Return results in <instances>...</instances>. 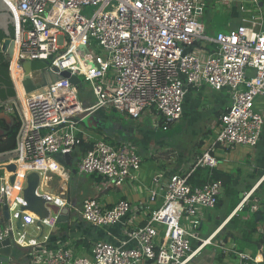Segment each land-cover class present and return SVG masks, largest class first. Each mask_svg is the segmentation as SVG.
<instances>
[{
    "label": "built area",
    "instance_id": "2783aa9c",
    "mask_svg": "<svg viewBox=\"0 0 264 264\" xmlns=\"http://www.w3.org/2000/svg\"><path fill=\"white\" fill-rule=\"evenodd\" d=\"M7 2L21 18L20 39L12 38L18 54L17 77L11 73V79L22 113L15 101L0 103V108L19 117L16 147L10 151L19 152L13 161L15 181L21 176L23 182L18 187L15 181L11 184L14 173L0 168V241L10 237L14 245L30 249L31 264H188L208 245L220 249L232 264H264V251L224 243L217 235L220 226L206 237L200 234L208 209L216 207L222 194L223 183L213 170L220 169L230 151L256 148L263 134L264 104L258 102L264 96L262 0H220L239 13L240 23L214 34L207 32L203 20L206 0ZM87 6H95L89 17L81 13ZM29 60H46L48 69L56 73L66 70L82 77L90 82L95 101L89 106L82 103L77 86L66 77L26 93L22 64ZM29 75L34 82L40 79L39 72ZM206 86L226 91L230 102L220 113L211 139L201 141L187 166L174 168L176 156L150 170L147 160L154 153L142 155L129 142L116 144L103 137L93 139L78 161L79 173L99 177L98 191L109 186L136 191L137 198L123 196L112 203L86 198L78 209L88 224L106 231L118 227L121 237L94 240L89 253L81 255L63 243L42 245L16 229L26 175L37 172L41 186L48 185L51 173L66 174L55 155L71 153L80 145L85 133L79 115L107 109L139 119L152 113L155 125L166 128L183 116L186 95ZM171 153L175 151L162 154ZM198 167L207 168L208 176L203 184L193 185L190 176ZM256 189L241 195L232 214L250 198L251 212L264 210L262 197L254 196ZM66 190L63 185L57 196L40 189L38 193L61 207L67 204ZM4 199L8 220L2 214ZM38 219L33 212L22 211L26 225L34 226ZM54 220L50 217L42 223L49 227Z\"/></svg>",
    "mask_w": 264,
    "mask_h": 264
},
{
    "label": "crops",
    "instance_id": "0c3cea01",
    "mask_svg": "<svg viewBox=\"0 0 264 264\" xmlns=\"http://www.w3.org/2000/svg\"><path fill=\"white\" fill-rule=\"evenodd\" d=\"M261 6L262 10H264V0H262ZM215 12L216 15H211V19L212 17L217 16V20H215L214 22L211 21L213 25L216 22V24L212 26L214 29L212 30L211 34H214L217 30H225L229 26H236L240 23L239 13L235 12V10H230L223 6L221 12ZM14 63L15 62H12L11 66V73L13 76H15ZM203 92L206 93L203 94ZM80 100L82 101V103L88 106L93 104V102L89 103L85 99ZM229 102V95L226 91L218 92L206 86L200 89L197 93L189 92L186 95L184 100L185 106L183 115L186 114L188 107L194 110L199 116V119H204L205 125H203L202 131H200V135H203L206 132H208L210 135L215 131V125L219 119V115L229 104ZM104 111H106L107 117H104L102 112L98 110L92 112V119H89L87 122L82 121L81 128L85 133L83 137H85L87 140H93L95 138L103 137L116 144L129 142L135 146L136 150L140 154H153L155 152L153 154L152 165L149 166L150 170H154L157 167H163L165 163L169 161L170 155L156 152L162 151L163 149H165V147L159 149L158 145L153 144L155 140L152 136H150V130H148L142 123L144 117L153 119L154 116L152 113H145L137 120L128 118L117 111L107 109H104ZM111 112L119 113L120 117L109 116V114L111 115ZM0 118H2L5 123L9 125L12 124L15 118L19 120L17 113H8L3 110L0 113ZM124 118H128L129 121L125 122ZM2 133L3 130L0 129V134ZM203 139L204 137H197L194 143H196V141L201 142ZM198 142L193 145L191 150L188 148H183V150L181 151V149H179L181 153H179V156H177L174 164L171 165H173L174 168H177L178 166L180 167V165L182 164L187 166L190 160H194V158L198 154V150L202 146V142L200 144ZM82 155L83 153H81V151L77 147L73 152H71L70 162L64 167L66 174L63 176H61L59 173L50 174V181L48 182V185H46L47 189L44 190L45 193H50L53 196H57L63 189V185H65L67 188V194L69 193L70 195V201L73 205H75V207H70L69 220L66 223L53 222L49 227L45 229V232L40 239V243L49 247L55 246L57 243H63L64 245L71 246L76 251V253L85 255L89 253L91 244L94 240L114 239L115 237H121V232L118 227H110V229L106 231V229L97 228L85 222L78 212L82 201L86 198L98 197L103 199L107 203H112L115 202L119 197L126 196L137 198V196L133 195L134 193H136V191L133 192L129 187L118 188L115 186H109L105 189H102L101 191H98L96 189V185H98L100 179L97 180L91 178L92 181L89 182L87 180V177L79 173L76 169L77 163L81 159ZM226 157V160L221 161L222 163L220 166V170L230 175L231 188L238 190L239 196L241 197V195L256 186L257 189L254 192V196L256 194H259L262 197V201H264V188H259V185L264 182V130L261 141L256 148H247L246 146H240L230 151L226 155ZM73 169H75L74 173L72 171ZM84 185L87 186L84 187ZM86 188L88 189L87 193L85 192ZM251 202L252 199L250 198L249 202L244 205V219H248L250 215L254 213L250 211V205L252 204ZM234 209L229 214H227L226 212L225 216L217 224L218 227L220 226L217 234L218 237L222 233V230L229 224V219L233 215L232 213ZM239 211L241 210H238L235 214H238ZM260 211L261 214H258L257 216V219H260V221L258 222V227L259 230L263 229L262 233L264 236V210L260 209ZM224 223L226 224L222 227ZM26 230L35 235H37L38 233V230L34 228L33 225H29ZM255 235L256 234H254V236ZM226 237H223L224 243H233L237 247L234 240H232L231 238L226 239ZM206 247L188 264L201 263L202 256L204 255ZM213 247L215 248V250L219 251V256L222 257L223 255L220 249L215 246ZM259 249L264 251V245H262V247H260ZM244 250L253 251L251 247H247ZM29 251L30 249H27L23 252L26 253L25 257L29 259V264H31L28 254ZM210 263L211 262H208V264Z\"/></svg>",
    "mask_w": 264,
    "mask_h": 264
},
{
    "label": "water",
    "instance_id": "95a60500",
    "mask_svg": "<svg viewBox=\"0 0 264 264\" xmlns=\"http://www.w3.org/2000/svg\"><path fill=\"white\" fill-rule=\"evenodd\" d=\"M20 27L21 18L17 16L15 7H12L10 3L7 2V0H0V29L4 34V38L0 43V51L4 54L5 60L9 62L8 71L10 79V62L14 53V41L12 38L20 39ZM11 28L13 29V33L11 32ZM48 65L49 61L46 60H29L23 62L22 68L24 72V78L22 81V85L26 93L35 90H43L49 82L55 81L62 77L68 78L69 82L76 85L77 87L80 84V78L78 76L72 75L69 71L66 70L61 71L60 73H56V69H48ZM31 72H39V81H33V79L29 75ZM13 89L15 94L9 96L4 100L0 98V103L15 101L18 105L19 112L22 113L20 101L17 98V93L15 91L14 85ZM86 114H81L79 115V117L82 118L83 121L87 122L89 119L93 118V113L90 112L89 114ZM18 156L19 152L16 151H6L0 153V168L2 167L7 172L14 173L9 178L11 184L14 183L16 178V164L13 161L17 159ZM55 158L63 167H65L70 162L71 153H57L55 155ZM72 171L74 173L75 169H73ZM39 189L41 191H44L47 188L45 184H42L40 186V177L37 172H29L26 175L25 187L22 190L24 204H20L18 216L14 222L17 230L24 233L27 237H33L37 240L41 239L45 232V229L47 228L46 225L42 223V221L50 217H55L54 223H66L69 220L71 205L69 193L66 195L67 204L60 207L51 202L44 194L38 193ZM24 210L33 212L39 217V219L36 220L34 224V228L38 230L37 235L26 230L29 224L26 225L22 220V211ZM2 214L5 220L9 219L8 205L5 199L2 205ZM27 249L28 248L18 247L14 245L11 241V238L7 237L0 241V262L6 264H29V259L25 257L26 253L23 252Z\"/></svg>",
    "mask_w": 264,
    "mask_h": 264
},
{
    "label": "rangeland",
    "instance_id": "374dc122",
    "mask_svg": "<svg viewBox=\"0 0 264 264\" xmlns=\"http://www.w3.org/2000/svg\"><path fill=\"white\" fill-rule=\"evenodd\" d=\"M207 2V8L204 11L203 15V20L208 25L210 21H215L217 20V16L212 17L213 14L217 12H221L223 9V4L220 2V0H206ZM95 6H87L85 7L81 13L82 15L89 17ZM216 15V14H215ZM61 40V38H60ZM94 50L98 51L97 47L94 45ZM78 89V97L80 99H85L89 103L95 101V97L93 95L92 87L90 82L85 81L82 77L80 78V84L77 87ZM208 90V89H207ZM206 92H203L205 94ZM258 102H262L264 104V96H261L258 98ZM185 106V105H184ZM3 109L0 108V112ZM99 111L102 112L104 117H107L106 111L104 109H99ZM113 111V110H112ZM109 116H115V117H120L119 113L117 112H111V115ZM125 122L129 121L128 118H124ZM138 120V119H137ZM138 122V121H137ZM140 122V121H139ZM141 123V122H140ZM142 123L144 126L150 130V136L153 137L154 145H158L159 149L164 148L162 151H156L157 153H168L169 151H175V153L170 154V158H175L176 156H179V149L181 151L183 148H188L191 150L194 144H196L198 141L195 142L197 137L200 138H208L207 140L209 141L211 139L210 135L208 132H206L203 135H200V131H202L203 125L204 124V119H199V116L197 113L190 109L189 107L187 108V112L185 115L181 117L180 120L176 121L174 124L170 125L169 127H162V126H156L155 123L153 122L152 118L149 117H144ZM208 128V127H207ZM202 134V133H201ZM207 136V137H205ZM249 148V147H247ZM185 150V149H184ZM154 152V151H153ZM177 152V153H176ZM155 153V152H154ZM143 155H148L149 153H142ZM157 156V154H156ZM150 158V156H148ZM153 162V157L147 160V163L149 166L152 165ZM145 163V162H144ZM154 167V166H153ZM84 176L87 177V180L89 182L92 181L91 178L99 180V177L95 174H85ZM87 185H84L86 187ZM85 192H88V189L86 188ZM222 200V204L218 207L208 209V212L205 215V221L202 224V227L200 228V234L203 237H206L216 226L217 224L222 220V218L225 216L227 212V206L229 199L225 195L224 189L222 188V194L220 196ZM219 217V218H217ZM259 231V229H258ZM228 234H234L237 237H241V233L238 229L234 228V226L229 223L223 230L222 233L219 235L220 238L225 237ZM263 234V233H262ZM204 258V260H203ZM201 259V258H200ZM208 262H211L210 264H222L224 262L228 264H232V261H229L226 257L219 256V251L215 250L213 245H208L206 247V250L204 252V255L202 256V261L199 264H208ZM0 264H6V263H1ZM142 264H154V263H142Z\"/></svg>",
    "mask_w": 264,
    "mask_h": 264
},
{
    "label": "trees",
    "instance_id": "16d2710c",
    "mask_svg": "<svg viewBox=\"0 0 264 264\" xmlns=\"http://www.w3.org/2000/svg\"><path fill=\"white\" fill-rule=\"evenodd\" d=\"M216 22L214 23V25ZM211 21L206 25L207 32L209 34L212 33L214 26ZM218 28V27H217ZM222 30V29H221ZM218 31V30H217ZM216 31V32H217ZM11 32L13 33V29L11 28ZM215 32V33H216ZM4 38L3 31L0 29V43ZM9 62L5 60L4 54L0 51V98L2 100L8 98L9 96L14 95L13 85L9 76ZM20 127V122L17 118H15L11 125L6 124L5 121L0 118V129L3 130V133L0 134V153L10 151L16 147V136ZM201 143L200 141L198 142ZM92 140H87L85 137H82V141L78 146L81 153H84L87 149L91 147ZM208 176V169L203 167H198L190 176V182L193 185H201L205 182ZM213 176L216 179H220L223 183V189L225 195L228 197L229 202L227 206V214H229L237 203L240 200L239 191L231 188V179L230 175L224 173L220 169L213 170ZM259 188H264V182L259 185ZM222 204L221 198L218 199V203L216 207ZM245 212V208L241 209L238 214H233L229 223H231L234 228L238 229L241 233V237H237L234 234H228L227 238H231L236 243L237 247L240 250H244L247 247H251L253 252L264 245L263 234L259 233L258 222L260 219H257L258 214H261V211H255L250 215L248 219L243 218V213ZM257 219V220H256ZM226 224V223H225ZM224 224V225H225ZM254 234H256L254 236Z\"/></svg>",
    "mask_w": 264,
    "mask_h": 264
},
{
    "label": "bare ground",
    "instance_id": "6f19581e",
    "mask_svg": "<svg viewBox=\"0 0 264 264\" xmlns=\"http://www.w3.org/2000/svg\"><path fill=\"white\" fill-rule=\"evenodd\" d=\"M17 54H18V52H17V46H15V48H14V53H13V59H12V62H15V59H16V57H17ZM14 71H15V77H17V71H16V69H15V65H14ZM19 171H20V173H22V172H24V168H23V166L22 165H20V167H19ZM16 183H15V185H16V187H18L19 185H21L22 184V182H23V180H22V177L21 176H18L17 177V179H16V181H15ZM49 188V187H48ZM45 192V191H44ZM16 194V189H12V196H14ZM29 214V216L31 217L33 214L32 213H28ZM29 217V218H30ZM225 224V223H224ZM224 224L222 225V227L224 226ZM221 227V228H222Z\"/></svg>",
    "mask_w": 264,
    "mask_h": 264
}]
</instances>
